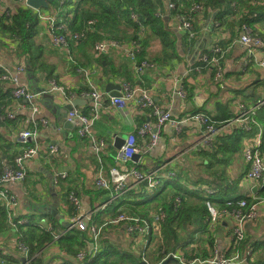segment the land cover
Instances as JSON below:
<instances>
[{
	"label": "crops",
	"instance_id": "obj_1",
	"mask_svg": "<svg viewBox=\"0 0 264 264\" xmlns=\"http://www.w3.org/2000/svg\"><path fill=\"white\" fill-rule=\"evenodd\" d=\"M173 1L178 2L181 6V2L184 0ZM168 2L169 0H165L161 16L166 27L175 35L178 55L168 61L154 62L151 60L162 54L161 43L155 38L149 49V58L154 62V65L146 69L140 78L136 76L135 63L125 57L119 49L114 48L108 52L106 57H103L108 61L104 60V64H101L99 59L94 56V44L72 46L73 57L77 59L78 63L87 67L88 77L104 92L102 103L96 107H93L91 98L84 95L88 88L86 75L78 72L80 67L79 69L73 67L70 62L72 56L68 54L66 56L62 48L49 45L46 41V43L44 42L46 49H40L43 59L55 66L58 79H54V81L59 90L52 88L53 80L45 77L44 73L38 71L32 73L25 70L26 64H23V58L9 52L3 53L2 49L0 64L17 79V83L11 84L10 82L11 86L13 88L23 86L35 94L39 93L34 102L28 101L24 97H14V100L5 109L8 108V111L13 112L16 117L0 126V171L4 166H13L15 157L21 154L24 149L38 147V153L26 160L27 176L25 180L10 182L5 186V189L8 190L6 197L7 204H10L8 206L12 224H10L9 230L0 234V258L2 260L10 252H16V255L20 253L23 258L21 264H30L33 257L30 256L29 248L26 246L27 253L18 250L22 243L18 225L26 228L32 220L31 222L51 229L56 225L52 220L54 217L58 220V225L54 229L53 242L44 246L39 253L33 256L41 258L42 264H65L63 259L66 254L60 248L58 240L70 230L71 219L79 213L86 218L89 227L91 224L101 226L108 218L115 216L113 215L115 206H118L117 214L121 213L122 211L119 209L123 198L129 195L130 190L142 185L136 179L129 178L128 187L130 190L118 201L111 203L108 201L113 190L98 188L95 185V179L100 169L105 172L108 179L110 178L109 169L114 164L108 162V155L114 154L115 157L117 153L118 149L113 146L115 137L120 133L128 135L134 132L138 143L145 144L149 140V135H140L136 133V130L145 121H156L151 109H141L135 101H130L124 109L112 105L110 100L112 96L106 91V85L109 82L120 83V85L123 81L140 83L150 89L155 103L168 109L174 119L185 120L194 112H205L216 116L219 112L218 106L222 105H226V109H222L226 111L222 114H227V118H235L239 112L237 102L240 97L234 98L233 90L264 79V70L255 65H251L246 71L243 70L244 61L248 56H251V53L248 52L246 46L239 42L243 21L248 22L254 34L261 36L264 40V0H221V5L211 4L205 7L203 5L201 10L192 15L194 29L197 31L194 38H189L185 32L178 30L176 13L169 8ZM20 6L22 4L18 0H0V14L4 11L16 10ZM39 11L50 13L45 9L36 10V13L38 14ZM220 12L225 13V17L221 20L216 18ZM40 22L44 25L49 39L46 24L41 20ZM14 45L12 46L14 47ZM214 45H221L227 49L222 63L223 83H216L214 80L212 66L211 68L204 67L200 71H190L191 65L195 64L197 55ZM3 48L6 49V47ZM254 51L256 57L264 59V48ZM193 57L194 60H192ZM20 66L24 67L23 71L19 69ZM37 88L50 89L52 94L56 92L58 98L55 99V102L60 104L76 100L77 105L73 109L94 119L90 135L96 140L103 138L106 141L105 147L102 150H95L91 137H81L78 134L79 123L77 120H69L68 114L64 116L63 112L60 113L55 108L53 100L46 99L42 92H36ZM178 89H185L186 96L179 95ZM80 91L82 92L79 93ZM70 92L73 93L70 94ZM262 95L264 96V94ZM262 95L258 98L263 97ZM36 105L39 108L38 111L34 110ZM2 107H5V104ZM66 121H69V126L65 127ZM263 126H260L262 131H264ZM24 129H31L34 132L33 138L26 142L18 136ZM251 134L254 133H248L247 136ZM203 137V127L192 121L183 122L180 128L172 123H166L160 129L158 145L147 153L137 156L133 161L137 162L139 171L153 175L157 183L159 181L164 183L163 180L171 179L177 172L180 173L182 182H185V179L189 180L192 176L193 179L199 176L206 177L203 175L206 174L205 165L197 150ZM246 141L245 138L241 154H237L235 162L228 169L231 184L233 185L237 180L239 182L237 193L240 196L236 199H241L244 197L243 195L247 194L253 198L256 197L254 188L257 185L247 177L249 164L243 156ZM52 145H55L58 150L51 152ZM104 156L105 159H103ZM60 172H66L67 176L55 183V175ZM192 185L190 183V186ZM202 185L207 184L203 183ZM98 189L109 192L108 200L102 201L98 198L96 191ZM71 192L80 198V209H77L70 200ZM10 195L15 196L16 199L9 201ZM106 203L107 206L103 207ZM256 209L258 218L256 221H248L246 239L251 242H263L264 203H259ZM138 217L144 219V217ZM232 226V218L230 216L223 217L213 229L207 228L202 234L196 233L191 246L206 248L207 239L212 232L216 246L210 254L213 253L214 256L215 253L230 252L233 240ZM87 233L90 237L89 246L79 252H87L94 248L100 251L105 249L102 247L103 245L105 247L107 245L106 257H110V262L113 261V258L121 259L124 254L132 255L135 259L137 255L143 253L141 251L138 254V250H140L138 245L144 243V236L133 237L127 232L126 224L103 227L97 241L94 240L90 231ZM147 240L148 238H145L144 247H146ZM258 254L260 253L257 251L255 257H258ZM262 256L264 253H261ZM72 259L76 261L75 258ZM124 264H126L125 260Z\"/></svg>",
	"mask_w": 264,
	"mask_h": 264
},
{
	"label": "trees",
	"instance_id": "obj_2",
	"mask_svg": "<svg viewBox=\"0 0 264 264\" xmlns=\"http://www.w3.org/2000/svg\"><path fill=\"white\" fill-rule=\"evenodd\" d=\"M164 2L165 0H53L44 9L49 10L55 16L58 23L65 24L70 32H84L90 26L94 29L93 31L85 32L84 37L79 39V41L74 40L72 36H68L69 47L67 50L58 45H54L51 39H48V35L43 27L44 25L39 21L38 14L32 7L22 5L16 10L4 11L0 14V58L2 57L1 51L3 49V53L9 52L17 57L23 58V64H26L25 70L31 71L32 73L35 71L44 73L46 75L45 77L54 81V79H58V74L55 73V66L51 62L45 61L40 51L41 48L46 49L44 42L46 43L47 41L49 45L62 48L66 56L67 54L72 56L70 62L73 64V67L75 69H79L80 67L79 71L78 69L77 71L83 74L81 69H87V67H84L85 65L80 62L79 64L77 59L73 57L72 46L93 45L103 37H107L114 38L123 44L131 43L133 40L140 38V50L137 53L140 61L146 58L150 60L149 49L153 40L156 38L161 43L162 54L155 56L151 60H154V62L168 61L178 55V49L175 35L166 27L161 16ZM196 4L204 5V7L211 4L221 5V0H184L181 2V7L185 13L191 16L201 10L191 11ZM132 13L138 14L140 23L135 21ZM224 15L225 13L220 12L216 18L221 20L225 17ZM90 21H93L92 25L89 24ZM245 23L248 24V22L243 21L241 27ZM142 33H144L143 36ZM3 47H6L7 50ZM220 47L225 50V47L221 45ZM201 53L213 54L210 49H204ZM107 54L98 58L101 64H104V60L108 61L106 58H103ZM225 55L226 53L221 63H223ZM246 61H248V64H243L244 71L249 69L251 65H255L251 56H248L244 62ZM151 62L154 65V62ZM195 64L202 65L203 69L204 67L208 68L206 62L200 61ZM4 69L5 67L0 64V126L13 119L8 117L9 113L12 112H9L8 108L7 110L5 108L16 97L13 94L14 88L11 86L12 83L10 84L11 81L1 78L5 73ZM213 69L214 78L215 68L213 67ZM223 81L224 77L220 81H216V83H223ZM87 89H89V86ZM233 92L235 93L234 98L240 97V100L237 102V108L240 106V103H245L247 106L252 103L254 106L259 99L264 97L262 95L264 94V79L254 81L246 87L234 89ZM260 95L263 97L258 98ZM4 104L5 107H2ZM222 109H226V105L218 106V115L212 116L209 114L212 119L218 122V125H221L222 123L220 122L222 121L231 119L227 118V114H222L226 111ZM261 125H264V105H259L256 113L252 115L250 121L251 129L249 131H244L238 127L232 128L231 131H223L216 136L211 145L207 148L200 149L198 152L202 163L205 165L206 174L203 175L206 177L199 176L193 179L192 176L189 180L185 179V182H182V177L177 172L171 179L163 180L165 185L159 181L155 186H150L149 180H145L142 185L129 191V195L123 198L119 211L133 216H141L149 220L159 210H163L166 213L165 218L159 224L153 226L148 235L146 246L157 240V244L155 245L156 249L147 251V248L144 247V252L134 259L135 264H140L143 256L146 257V261L150 264H160L171 256L173 252H178L185 260L183 263L177 257L176 261L178 263L188 264V259L193 260L194 258H199L204 264H208L209 260L222 254L216 253L214 256L213 253L210 254L216 246V240L212 232L209 239H207L208 245L204 249L191 246L194 240L193 237L198 230L205 231L207 229L208 201L214 203L220 209L227 207V201H235L236 197L240 196L237 193L239 182L237 180L233 185L231 184L228 169L235 162L237 154H241L243 138L248 133H255ZM260 150L262 155H264V131ZM108 156V162L115 164L114 154ZM105 158L104 156L103 159ZM129 166L138 169L137 162L135 161H131ZM5 167L0 171V175ZM143 174L145 175V173ZM190 183L193 185L190 186ZM203 183L207 185H202ZM260 185L256 190L255 196L264 198V174L260 179ZM205 187L211 191H206ZM96 191L100 200H108V191L100 189ZM243 196L242 198H246L250 204L254 201L253 196L249 194ZM117 212L118 206H115L113 215H116ZM52 220L55 221L56 225L51 229L44 228L38 223L31 221L26 228L18 225L20 228V241L29 248L30 256L33 257L30 264L43 263L41 258L34 257L33 255L39 253L44 246L53 242L54 229L58 225V220L54 217H52ZM11 222L10 209L0 197V234H3L11 228ZM64 235L58 240V244L65 251L66 255H64L63 259L65 264H80L76 258V254L82 249H87L89 246L90 237L87 231H81L73 227ZM234 239L235 237H233V241ZM237 244V250L233 252L240 251L243 253L245 249H251L255 254L257 251L260 253L258 257H255V261H248L246 264H264V256L261 257V253H264V241L251 242L245 237L243 240H239ZM102 247L105 249L100 251L96 250V252L93 249L87 250L89 254L85 264H124V260L129 259V256L124 254L121 259L113 258V261L110 262V257H106L108 246L106 245L105 247L103 245ZM231 252H227L224 255L230 256L229 254ZM72 258H75L76 261ZM21 262H23V258L20 253L16 255V252H10L5 256L4 260L0 258V264H21Z\"/></svg>",
	"mask_w": 264,
	"mask_h": 264
},
{
	"label": "built area",
	"instance_id": "obj_3",
	"mask_svg": "<svg viewBox=\"0 0 264 264\" xmlns=\"http://www.w3.org/2000/svg\"><path fill=\"white\" fill-rule=\"evenodd\" d=\"M18 1L22 5H27L26 0ZM168 6L172 11L176 13V18L178 19V30L185 32L189 38H194L197 34V31L194 29L193 16L185 13L182 8H180L181 6L178 2L169 0ZM201 8L202 5L196 4L193 6L191 11L195 12ZM132 17L135 19V21L140 23L137 13H132ZM38 18L39 21L41 20L46 24L51 42L54 45L63 47L65 50H67L69 47L68 36H72L74 40L79 41V39L84 37L85 32L94 30L93 27L90 26L84 32H70L65 24L58 23V21L55 19V16L46 11H39ZM92 23L93 21L89 22V24L91 25ZM143 35L144 33H142V36ZM139 40L140 38L138 40H133L131 43L123 44L114 38L103 37L102 39L94 43L93 53L96 58H99L102 55L110 52L114 48L119 49L125 57L135 63V73L136 76L140 78L146 69L153 66V63L148 59H143L141 61L138 60L137 53L140 50ZM239 42L246 46L248 52L251 53L255 66L264 70V59H259L258 57H256V52L254 51L255 49L259 50L264 48V40L261 36L254 34L253 29L249 24L245 23L242 25V33ZM210 50L213 53L212 55L200 52L195 59V63L202 61L207 63L208 68L210 66L214 67V80L220 81L223 77V67L221 60L224 57V54L227 52V49L225 48L224 50L219 45H214L210 48ZM247 64L248 61L244 62V65ZM19 69L23 71L24 67L20 66ZM202 69V65L192 64L190 71H200ZM81 71L86 75L87 83L89 86V89L84 92V95L91 98L93 107L99 106L103 101L104 92L101 91L97 87L95 82L88 77L89 71L87 69H81ZM4 72L5 73L1 78L10 80L11 83H17L16 77H13L8 69L5 68ZM51 85L54 90H59L58 85L54 81L51 82ZM121 92V96H112L110 98L112 105H115L120 109H124L130 103V101H135L141 109H151L153 115L156 118V121H146L136 130V133L140 135H149V140L145 144L138 143L137 136L134 132L127 135L124 144L117 150V153L114 157L115 164L109 169V179L106 177V174L102 169L98 170V175L95 179V185L98 188L113 190L108 203H111L112 201H118L130 190V187H128L129 178L136 179L138 183H144L145 180H149L150 186H155L157 184V180L153 176L147 174L144 175L143 172L139 171V169H137L136 167L129 166V163L133 161L134 155H143L158 145L160 138V129L166 123H172L180 128L183 122L192 121L203 127L204 137L200 146H198L197 148V150L199 151L200 149L207 148L209 145H211L214 142L216 136L221 134L223 131H231L232 128L235 127L241 128L244 131H249L251 129L250 121L252 115L256 113V109L259 105H264V97L259 99L254 106H247L245 105V103H240L238 115L235 118L222 121L220 122L222 124L218 125V122L212 119V117L205 112L192 113L185 120L174 119L168 109L155 103L150 89L145 87L144 85H141L140 83L137 84L130 81H123L121 83ZM177 93L181 96H186L185 89H178ZM13 94L16 97H24L28 101L33 102L39 95V93L35 94L33 91L23 86L15 87L13 90ZM38 109L39 108L36 105L34 107V110L38 111ZM8 117L14 118L16 116L12 112L9 113ZM68 119L77 120V122L79 123L78 134L81 137H91V128L94 122L93 118L85 115L77 109H72L68 112ZM18 136L24 142H26L27 140L33 138L34 132L31 129H24L19 133ZM91 141L94 144L95 150H102L106 144V141L103 138H99L98 140H96L94 137H91ZM262 142L263 131L260 127H258V130L255 132V137L246 141V145L244 146L243 150V156L245 160L248 163H251V170L247 177L249 180L256 182L257 187L260 185V179L264 174V155H262V152L260 150ZM57 150L58 148L55 145L51 146V152H55ZM37 153L38 147L36 146L24 149L21 154L16 156L13 166H6L1 172L0 197L4 200L7 206L10 204H7L6 193L8 192V190L5 189L6 184L14 181L25 180L27 176V169L25 166L26 160L34 157ZM66 176V172L57 173L54 178L55 183L59 182L61 178ZM205 190L211 191L209 188H205ZM69 197L73 205H75L77 209H80L81 200L78 195L71 192ZM15 199V196L10 195L9 201H14ZM259 203H264V198L254 197V201L252 202V204H250L246 198L236 199L235 201L231 200L226 202L227 207L220 209L214 203L209 201L207 202V228L209 230L213 229L223 217L230 216L233 220L232 233L233 237H235L232 245V252L229 254L230 256H225L224 254H226V252H223L221 255L215 256L214 258L209 260L208 264H246L248 261L255 260V253L251 249H245L243 253H241L240 251H233L237 250V242L239 240H243L247 236L245 223L248 221H253L258 217L256 207ZM105 206H107V203L104 204L103 207ZM165 216V211L159 210L154 216H152L151 220L147 218H144V220L138 216H133L121 212L113 217L108 218L101 226L91 224L89 227V224L86 222V218L78 213L71 219L70 229L75 227L81 231H90L93 234L94 240L97 241L103 227H106L108 225L126 224V229L129 234L133 235V237H137L138 235L142 237L145 235L148 236L150 234L151 227L159 224V222H161L165 218ZM19 250L27 253V247L22 243L19 245ZM94 250L96 252V248H94ZM88 254V252L84 251L78 252L76 254L78 262L80 264H85ZM172 255L180 258L183 263L185 262V260L179 255V253L174 252L172 253ZM187 263L201 264L203 262L196 258L191 261H187Z\"/></svg>",
	"mask_w": 264,
	"mask_h": 264
},
{
	"label": "water",
	"instance_id": "obj_4",
	"mask_svg": "<svg viewBox=\"0 0 264 264\" xmlns=\"http://www.w3.org/2000/svg\"><path fill=\"white\" fill-rule=\"evenodd\" d=\"M52 1L53 0H26V3L28 6L34 8L36 10H41V9L47 8ZM194 59L195 58L193 57L192 60H194ZM34 86L36 87L35 84H34ZM106 91L110 94V96L118 97V96L122 95L120 83L118 84V83H114V82H109L106 85ZM36 92H42V95L46 99H52L53 104H55V108H57L60 111V113L63 112L64 116H66L68 114V112L70 110H72L75 105H77L76 100H72L70 103H63V104H60L59 102H55V99L58 98V94L56 92L52 94L50 92V89L46 90L43 88L42 89L37 88ZM46 105L50 106L49 104H46ZM66 122L67 123H65V125H64L65 127L69 126V123H68L69 121H66ZM126 136L127 135L124 133L118 134L115 137V141H114L113 146L116 149H119L124 144ZM137 156H140V155H134L133 159H135ZM254 189L257 190V187H255ZM176 259H177L176 256L171 255L167 259L162 261L160 264H167L170 260H176ZM141 264H149V263L146 261V259L143 258V260L141 261ZM180 264H183V263L180 262Z\"/></svg>",
	"mask_w": 264,
	"mask_h": 264
},
{
	"label": "rangeland",
	"instance_id": "obj_5",
	"mask_svg": "<svg viewBox=\"0 0 264 264\" xmlns=\"http://www.w3.org/2000/svg\"><path fill=\"white\" fill-rule=\"evenodd\" d=\"M255 137V133L254 134H251V135H249V136H245L244 138H243V140L246 138L247 140H249V139H251V138H254ZM243 142V141H242ZM249 164V170H248V172H247V175L249 174V172H250V170H251V163L249 162L248 163ZM155 214H156V212H155ZM154 214V215H155ZM154 215H152V216H154ZM258 218V217H257ZM257 218L256 219H254L253 221H256L257 220ZM32 221V220H31ZM248 223L249 222H246L245 223V229L247 230V226H248ZM159 228V227H158ZM196 233H198V234H202V233H204V231H197ZM147 235H145L144 237H143V239H144V243H141V244H139L138 245V247H139V249L140 250H138V254H140V252L142 251V252H144V245H145V238L147 239ZM158 237H160V235H158ZM247 237V236H246ZM157 244V240H155V241H153L151 244H148V246H146V248H147V251H152L153 249L155 250L156 249V245ZM232 245H233V240H232ZM92 250V249H91ZM230 250L232 251V246H231V248H230ZM229 250V251H230ZM125 251V250H124ZM214 251V250H213ZM174 253V252H173ZM178 253V252H177ZM216 254V253H215ZM127 255V254H126ZM172 255V254H171ZM137 256H139V255H137ZM129 258H131V259H127V260H125V262H126V264H134V258H133V256L132 255H130L129 256ZM146 259V257H142V259ZM255 261V260H254ZM140 264H141V262H140ZM168 264H180V262L178 263V261H176V260H170L169 262H168Z\"/></svg>",
	"mask_w": 264,
	"mask_h": 264
}]
</instances>
